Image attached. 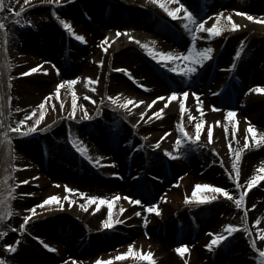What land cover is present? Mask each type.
<instances>
[{"label":"bare ground","instance_id":"1","mask_svg":"<svg viewBox=\"0 0 264 264\" xmlns=\"http://www.w3.org/2000/svg\"><path fill=\"white\" fill-rule=\"evenodd\" d=\"M210 1L212 0H206L209 2L206 8L209 12L225 11V18L228 12H231L233 20L245 27L236 31H232L228 27L222 35L211 40H197L198 48L203 49L211 46L215 49L214 59L207 62L202 73L191 82L165 68L168 75L162 74L158 68L153 67L157 63L146 54L141 45L128 39V35H132L142 42L155 41V47L162 51H186L189 47L188 45L186 49H182L184 40L190 38L182 26V21L168 17L167 13L152 4L151 0H74L67 5L58 6L61 18L67 19L78 34L85 36L88 41L86 44L72 37L56 19L53 8L57 6L40 4L39 0H30L33 7L25 6V13L30 12L32 18L36 17L34 18L35 27L34 25L29 26L34 35H31L26 27L21 28V25H15L11 20L6 21L11 26L13 76L16 78L14 87L16 103H13V108L18 106L23 111H14L11 120H5V123H12L14 119L18 118L23 119L25 114L31 112L33 107L38 106L45 96L54 92L56 85L65 79L64 72L68 69L70 59L74 60L77 54H82L81 52L84 50H89L88 53L92 58L91 56L86 57L81 63H75L71 69L74 71V77L82 78L75 85L80 97L78 104L83 103L93 116L92 120H71L67 117L66 112L59 108V100H55L57 108L54 110L50 103L47 104L45 120L39 125V127H45L56 121L51 129L30 137H19L14 133H9L16 141V164L27 165V167L17 169V181L29 180L30 177L36 179L29 180L27 184L22 183L17 188V193H34V195H17L15 213L8 223L19 229V225L23 223V216L28 214L26 209L34 204H40L44 198L50 195L57 193L61 196L65 195L63 188L65 184L93 195L109 196L115 193L122 195L129 193V195L143 200L148 192L146 185H150L153 196H157L161 203L160 207L162 215H164L158 219L149 217V224L145 229L143 216L133 215L134 211H139V205H131L128 201L121 200L113 211L118 213L122 204L127 211L119 218L124 219L125 223L117 225L113 230H103L101 221L106 217L107 207L102 206L99 211L93 213L95 205H92L85 212L79 207V203L84 202L83 198H77L78 202L72 207H68V203L65 202L64 210H58L55 204L45 206L44 209L37 208L39 215L33 217L29 222L27 231L21 234L19 231L8 229V236L3 238L0 257L6 259L8 264H52L53 259L44 258V256L43 258L38 257L41 253L49 251L35 238L36 236L41 237L46 243L57 249L56 252L51 251L50 255L56 256L55 259L60 260L61 263L67 260L68 264H73V259L77 262L83 261V264H95L94 260L97 259L108 261L118 253L126 251L127 245L133 241L138 249L142 248L145 252L152 251L156 264H198L195 258L199 255L202 260H208V263L210 261L211 264H220L221 260L231 259L233 261L234 257V264H253L252 259L250 261L242 257L244 244H237L236 241L230 244L229 248L234 249L227 258L226 254L221 256L216 252L217 249L209 250L205 247L212 239L209 233L215 232L216 214L224 215L230 211V205H235L234 201L221 195L219 199L206 205L194 207L185 203V196L191 195L196 183H210L238 193L239 190L236 189L234 181L227 174L228 171H232L235 175V170L232 169L233 157L228 147V141L232 135L231 132L226 135L222 126L223 123H227L224 119L226 111H214L212 106H230L227 98L230 96L234 99L240 98L242 89L248 85L247 82L252 87L264 85V48L260 46L255 50L251 49V47H256L255 44L264 43V24L239 16L237 14L239 10L228 7L227 0ZM250 1L252 3L255 0ZM197 2V0H191L190 8L195 11L202 10V8H198L200 6ZM22 4L23 0H20V3L15 5L16 10H19ZM171 6L177 7L176 4ZM147 8H153L160 15L153 18L151 14L144 12ZM45 9H49L50 21L42 19L38 24V20L41 18H37V13L45 12ZM122 9L127 12L125 14L118 12ZM7 14L11 15V11ZM251 14L264 16V11ZM180 15L183 16V12ZM208 16H212V19L207 22L206 26L211 27L216 22V17L215 15ZM124 23L130 29L128 35L122 34L119 38H115L116 30L124 27ZM226 23V19H222V24ZM103 26L111 27L114 30L113 35L110 32H102L100 29ZM146 29L153 31L148 32L149 34L142 33ZM240 33H243L242 36L239 35ZM201 35L208 36L209 34L205 32ZM61 36L62 38H59ZM105 36L113 38L107 54L98 46ZM241 42H243L244 52L239 60H235V53L240 49ZM100 59L105 60L103 67L97 63ZM233 62L237 64L235 70L230 67ZM53 64L61 70L59 74H57L56 68L52 67ZM0 65H2L1 47ZM36 65H42L43 68L48 69L47 73L20 75V73H27L30 68ZM117 68L129 69L136 80L147 85V88H140L126 73L115 71ZM69 70L70 68L67 71ZM217 72H220V79L211 83L212 90L207 89L208 96L203 99L206 109L204 114L206 127L202 129V138L199 142L202 147L189 151L186 157L169 159L165 156L163 149L175 151V140L180 135L177 130V122L180 120L179 104L177 101H173L165 109V114L160 119L153 116L151 120H148V116L157 107H164V102L157 101L153 109H146V104L157 96H167L172 89L183 91L186 87H192L193 91L199 92V88L203 89L212 74L214 78ZM69 73L72 71H69L68 75ZM89 76L94 79L100 78V83L96 85V92H91L87 86L86 78ZM120 78L125 81H121ZM0 81L3 82L4 91L8 92L5 79L2 78ZM222 88H226V91L220 94L223 95L222 97L213 95L214 92H218ZM85 94L93 96L97 103L93 104L85 99ZM106 94L113 96L121 94L122 98L132 97L135 100L145 101V104H139L137 107L130 105L132 112L128 114L126 110L119 107H108L110 102H107ZM102 96L106 100L105 105L99 104ZM61 98L66 101L65 108L70 111L71 90L67 87L61 89ZM186 104L191 108L193 116H200L195 97L191 96V92ZM98 107L103 109L100 116L95 115V110ZM82 111V109H78V116L82 115ZM141 112H146L143 120L140 117ZM243 112L253 124L260 123L264 118V93L247 94L243 101ZM38 115L39 111L36 113V116ZM124 115H128L127 120L123 119ZM237 116L240 118L237 117L238 127L244 130L243 135L240 132L236 133L242 148L248 125H245L242 116L239 114ZM58 117H63V119H58ZM107 118H116L117 121L103 122ZM217 120L222 121V124L214 127L213 141L209 143L207 141V126L213 125ZM32 122V119L28 121V123ZM137 122H139L138 127L134 128L133 124H137ZM196 122V120L190 122L188 113L184 114V124L193 135H195ZM3 131L4 129L1 128L0 132ZM258 131L263 132L262 130ZM165 132H169V136L161 142L160 149H154L152 145L164 136ZM62 133L66 138H62ZM70 135L72 138L82 139L94 158L103 156L105 158L101 161L103 167L97 168L86 158L81 157L72 146ZM144 136H148L147 141L143 139ZM42 139H49L53 143L47 148L48 157L44 158L39 154L36 158L38 153L35 143L36 140L41 141ZM252 143L254 144L255 140H252ZM139 144H144L145 147L134 151L135 146ZM233 144L237 145L236 142ZM208 146L212 150L215 149L220 155L217 156L216 152H211L215 156L211 154ZM70 148H73V151ZM260 151V148L245 150L244 154L248 153L250 157L241 161V177L243 173L251 176L257 172L256 168H259L264 162ZM2 154L3 146H0V179H2L4 170ZM221 158L224 160L223 165L220 163ZM111 160L117 161L118 167L111 166ZM53 163H57L56 167L59 164L62 167L56 168L52 165ZM116 171L121 173L122 178L105 174ZM130 173L135 175V180L131 182L128 180ZM138 173L141 174L139 178L137 177ZM180 177L183 179L177 186V180ZM56 182L60 187L56 186ZM260 187L257 185L256 189H251L247 198L249 212L245 223L252 230L251 235L246 232L250 243L252 239H256L252 232H258L254 221L260 218V215L264 216V191L263 195H259L258 192L262 191L259 189ZM201 194L211 195V192L202 190ZM161 196H165L167 199L161 200ZM252 204H257V208L252 209ZM211 207L215 214L210 217L201 215L200 211ZM241 210L244 217V209L241 208ZM187 213L196 219L197 240L194 250L188 252L189 257L181 256L178 253L176 257H173L170 251L173 240H169L172 227H176L174 241L183 240L186 232L188 233L187 239H190L188 241L191 242L192 239L190 234L193 228L189 218L186 217ZM129 216L132 217L131 220L126 219ZM173 218H176V222L173 221L165 227L166 231L162 238L161 230L165 220ZM62 222L66 224H62ZM73 223L82 226L86 235L83 236L85 233L83 234L81 229L74 227ZM263 225L261 223L259 227ZM170 226L171 229H169ZM82 236L84 238L78 241ZM18 238L21 243L17 252L9 253L3 245L15 243ZM85 244H88L90 248H84ZM112 264H147V262L133 261L132 258H129L126 261L112 260Z\"/></svg>","mask_w":264,"mask_h":264},{"label":"snow or ice","instance_id":"2","mask_svg":"<svg viewBox=\"0 0 264 264\" xmlns=\"http://www.w3.org/2000/svg\"><path fill=\"white\" fill-rule=\"evenodd\" d=\"M74 2V0H39L40 4H51L57 7L53 8V14L56 16V19L62 24L63 28L77 41L82 43H88L85 36L83 34H78L74 29L73 25L67 20L62 19L60 12L58 11V6L67 5L69 3ZM20 0H0V29L5 31L4 38V52L8 51V27L6 21L11 20L15 25H33V21L31 19L24 18V14L26 12V7H33L34 5L30 2V0H23V4L20 5L19 10H16L15 5L19 4ZM151 3L157 5L161 8L165 13H167L168 17H171L173 20H181L182 26L184 30L190 35L191 43L186 51H162L158 50L155 47V41L151 43L142 42L136 37L132 35H128L129 30H125L123 33L121 30H116V37L119 38L122 34L128 35V39L130 41H135V43L140 44L141 47L145 50L146 54L153 59L158 65H161L163 68L168 69L170 72L179 75L182 78H187L189 82L196 78L207 65V62L212 61L214 59L213 53L215 49L211 46L200 49L197 47L198 39L211 40L215 37L222 35L223 31L230 27L232 31H236L245 25H241L233 20V16L231 12H228L225 18V11H220L214 13L216 17V22L211 25V27H207V22L212 19V16H207L206 19H200L198 13L195 10L191 9L189 5L182 2V0H151ZM172 4H178V7H172ZM147 6V5H145ZM11 9V15L7 14L6 10ZM183 12V16L180 13ZM239 16L247 17L248 20L258 22L260 24H264V16H256L248 12L239 11L237 12ZM222 19H226L227 23L222 24ZM208 33V36H202L201 33ZM112 39L109 36H105L99 43V47L103 50L105 54L109 52V48L111 47ZM244 52L243 42H241V47L235 53V60H239ZM95 59V58H94ZM97 63L103 67L105 64L104 59H100ZM14 67L12 62L5 56V60L2 65H0V76L4 74V70H7L8 73H11V69ZM52 67L56 68L57 74L60 73L59 67L55 64ZM231 69L235 70L237 68V64L233 62L231 64ZM48 69L43 68L42 65H36L29 69L27 73H20V75H29L36 74L38 72L47 73ZM115 71L126 73L129 78L133 79L140 88H147V85L139 83L138 80L133 76L131 71L127 68H117ZM12 79L13 77L9 75L8 77V90L10 92L12 88ZM80 76H76L72 79H62L55 87L54 92L49 93L44 99L39 103L38 106L33 107L31 112L25 114L23 119H18L15 121V126L11 122L5 123V120H11L13 117V112L23 111V109L18 106L13 108L12 100L13 97L9 94V92H5L3 88V82L0 81V128H3L4 131L0 132V146H7L8 148V157L6 159L15 160L17 157L13 154L14 149L13 145V136L9 133H14L19 137H30L34 134L43 133L47 130L51 129V127L56 123L53 121L52 124H48L45 127H39V125L45 120L46 115V105L51 104L52 109H56L57 105L55 100H59V108L64 110L67 114V117L71 120H92L93 116L90 114L89 109L78 101L80 97L77 94L75 85L81 80ZM87 86L90 88L91 92H96V85L100 83V78L96 77L95 79L91 76L86 78ZM67 87L71 90V109L68 111L65 108L66 101L61 98V89ZM226 88L220 89L218 92H214L213 95H220ZM191 92V96L195 97L197 106L200 111V116L195 117L192 115L191 108L187 106L186 102L188 101L189 95ZM264 93V85H256L253 88H249L245 95L249 93ZM202 93L193 91L190 88L180 91L177 89H172L170 94L167 96L160 95L153 99L150 103L146 104V109H153V106L157 104V101H163L164 107H157L148 116V120H151L152 117H156L160 119L165 114V109L169 107V105L173 101H177L180 109V120L177 122V130L180 135L177 136L175 140V151H170L169 149H163L165 156L169 159H179L182 157H186L189 151L198 150L202 145L199 143L202 138V129L206 127V121L204 119L205 114V106L204 101L201 99ZM108 107H119L121 109L126 110L128 114H131L132 107H137L139 104H145L143 100H135L132 97H123L121 94L107 95ZM85 99L91 101L93 104L97 103V100L91 96L85 94ZM100 105H105L106 100L102 96L99 100ZM78 109H82V115L78 116ZM214 111H221L216 105L212 106ZM37 111H39V115L36 116ZM103 109L98 107L95 110V115L100 116L102 114ZM226 116L224 119L227 123H223L220 120L214 122L213 125L207 126V141L211 143L213 141L214 136V127L216 125L223 126L224 132L227 135L231 132L232 138L228 141L229 151L232 154V169L235 170V175H233L232 171H228V176L231 180L234 181L237 192H232L226 187L216 186L210 183H196L192 190L190 196H185V203L192 205L194 207L200 205H206L213 201H216L222 195L226 197L230 201H234L235 206L238 209H244V218L247 220L249 209L247 207V198L249 195V191L256 187L257 185L264 187V162L261 163L255 174H252L244 183H241V161L243 159V155L245 150L250 148L259 149L264 147V132H259L257 126L249 121L246 133L244 136L243 147H233V140L236 141L237 145H239L240 140L238 139L236 133L240 132L242 135L244 134V130L238 127L239 121L237 120V111L234 109H226ZM188 113L190 122L191 120H196L195 123V135L191 134L185 124H184V114ZM146 112H141L140 117L141 120L144 119ZM32 119V123H28V121ZM58 119H63V117H58ZM124 120L128 119V115L123 116ZM247 119V118H245ZM137 124H133V127H138ZM169 136V132H165L164 136L160 137L159 140L155 142L152 147L154 149L161 148V142L165 137ZM143 139L145 141L148 140V136H144ZM252 140H255V143H252ZM70 142L74 149L81 155V157L86 158L93 166L97 168L103 167L101 161L105 158L100 156L98 158H94L93 155L90 154L87 145L84 143L82 139L79 137L72 138L70 135ZM145 147L144 144L136 145L135 150L143 149ZM216 152L215 149H213ZM216 155L219 156L220 153L216 152ZM215 163V161H213ZM220 163L223 165L224 160L221 158ZM111 166L118 167L117 161L111 160ZM9 166L12 168L13 172L16 171L19 167H27V165L19 166L9 162ZM13 172L7 173L3 179H0V188L3 191H0V225H4V223L9 220L15 213V210L12 207L11 201L16 198L17 195H34V193H17L16 189L20 186V184H27L29 180H34L36 178L30 177L29 180L17 181L15 184L9 183L12 179ZM106 175H111L115 177H121V173L111 172L105 173ZM140 173L137 174V177H140ZM186 175V174H185ZM159 179V177H157ZM183 177H180L177 180V186L179 181L182 180ZM56 186L60 187L59 183L56 182ZM65 195L61 196L60 194H53L46 198H44L40 204H34L32 207L26 209L27 215L23 216V223L19 225V229H16L14 225L8 224L7 227H0V240L4 237L8 236V229L13 231H19L23 234L27 231V227L29 222L32 221L33 217H38L37 208L44 209L45 206H49L55 204L58 210H64L65 202L68 203V207H72L78 202L77 198H83L82 203H79V207L83 209L85 212L88 211L92 205H95L93 209V213L99 211L102 206L107 207L106 217L101 221L103 230H113L117 225L124 224L125 220L120 219L119 216H122L127 209L121 204L118 209V213H114V205L121 200L128 201L131 205H139L143 209V213L141 211H134L133 215L136 217L143 216V225L145 229L149 224V216L144 215V213L156 215L162 214V208L158 203H145L142 198H136L132 195H122L120 193H115L111 196H100L89 194L88 192L82 191L79 188H75L69 186L68 184L63 185ZM202 190H210L211 195H202ZM167 197L161 196V200H166ZM252 209L257 208V204L251 205ZM126 219L131 220L132 217L129 216ZM262 223L261 218H257L254 221V224L258 227V235L261 240H264V227H259ZM241 228L244 229L249 235H251V229L248 227L247 223L243 225H237L228 223L224 226L223 232H210L212 239L205 245V247L209 250H214L222 247L233 234L237 233ZM148 235L147 232H145ZM37 240L44 246V248L49 249L52 252H56L57 249L50 246L46 243L41 237L36 236ZM21 240L18 238L15 240V243H5L3 247L9 253H16L18 250V246L20 245ZM251 247L256 250L259 254L260 264H264V248H260L257 245L256 239L251 240ZM175 251L181 255L185 256L186 253L190 251V246L187 244L181 243L176 247ZM129 258H132L133 261L147 262V264H156L154 259V254L152 251L145 252L142 248H137L135 242H131L127 245V250L118 253L116 256L111 257L108 261H104L102 259H97L95 264H112V260L116 261H126ZM0 264H8V261L3 257H0ZM62 264H68V261L65 260ZM73 264H83V261L77 262L73 259Z\"/></svg>","mask_w":264,"mask_h":264},{"label":"rangeland","instance_id":"3","mask_svg":"<svg viewBox=\"0 0 264 264\" xmlns=\"http://www.w3.org/2000/svg\"><path fill=\"white\" fill-rule=\"evenodd\" d=\"M205 1V0H204ZM182 2L183 3H187L188 5H191V1H187V0H185V2H184V0H182ZM210 2H212V1H210ZM201 3H203V0L201 1ZM207 3H209V2H206V4ZM227 5H228V7H233V9L234 8H236L237 10H239V11H249V12H251V13H258V12H261V11H264V0H255L254 2H252L251 3V1L250 0H227ZM176 6L178 7L179 5L178 4H176ZM80 9V8H79ZM49 10V9H48ZM48 10H46L45 9V12H39V13H37V18H41V19H39L38 20V24H39V22L40 21H42V19H44V21H50V18H49V11ZM11 11V9H7L6 10V12L8 13V12H10ZM80 12V11H79ZM118 12H122L123 14H125L127 11H125V10H119ZM144 12H146V13H149V14H151L152 15V17L154 18V16L155 17H157V15H160V14H158L153 8H151V9H148L147 8V10L146 11H144ZM196 13H198V15H199V18L200 19H206L207 18V16L208 15H213V13L212 12H209L207 9L206 10H198V11H195ZM24 18H26V19H31L32 21H33V25H34V27H35V22H34V18H36V17H33L32 18V15H31V13L30 12H27V13H25L24 14ZM29 26H32V25H25V26H22L21 28H23V27H26L27 29V31L28 32H30V34L31 35H34V32L33 31H31L32 29H31V27H29ZM7 27H8V39H9V43H8V51H7V53H5L4 52V38H5V31L4 30H2V29H0V47H1V49H2V64H3V62H4V60H5V56H7L8 57V59L12 62V64H13V59H12V55H13V48H12V41H11V34H12V32H11V26L9 25V22L7 23ZM38 28H39V26H38ZM25 29V28H24ZM100 30H102V31H106L107 33H113V29L111 28V27H105L104 29H103V27H101V29ZM122 32L123 31H125V30H130L129 28H127V26H126V23H124V27H121V29H120ZM153 30H150V29H146V30H144L142 33H144V34H149L148 32H152ZM243 34V33H242ZM242 34L240 33L239 35H241L242 36ZM59 35H60V33H59ZM63 37H64V33H63ZM59 38H62V36L61 37H59ZM180 39V38H179ZM187 39V40H186ZM185 40H184V44L182 45V49L183 48H185L186 49V46H188V45H190V43H191V41H190V38H186ZM182 41V40H181ZM169 42V41H168ZM256 45V47H251V49L252 48H254V49H252V50H255V49H257V48H259L260 46L262 47V48H264V43H262V44H255ZM177 47H178V44L176 45ZM46 47H47V45H46ZM237 48V47H236ZM89 50L88 51H82L81 53L82 54H77V56L75 57V59L74 60H70V62H68V69L70 68V70L69 71H72V73H69V75H68V72L69 71H65L64 72V74L66 75L65 76V79H72L73 77H74V71L71 69L72 67H73V65L75 66V63H81V61H84V59H86V57H88V56H91L89 53ZM88 53V54H87ZM80 55H84V56H81L80 57ZM80 57V58H79ZM51 59L53 58V57H50ZM91 58H92V56H91ZM49 59V58H48ZM50 60V59H49ZM151 65V64H150ZM221 65V64H220ZM151 66H153V65H151ZM158 66V67H157ZM153 67H155L156 69L158 68V70H160V72L162 73V74H167V71L165 70V69H163L161 66L159 67V65L158 64H156V66L154 65ZM220 68V67H219ZM220 71H222V69L220 68ZM13 74H14V69H13V67H12V69H11V73H8L7 72V70H4V74L2 75V76H0V79H2L3 77H5L6 78V80H7V84H8V77H9V75H11L12 77H13V79H12V88H11V90H10V92H9V90H8V92H9V94L13 97V100H12V104L13 103H16V101H14L15 100V94H14V87H15V76H13ZM217 75H215L214 76V78L212 77L211 79H210V81L209 82H206V84H205V90L206 89H208V90H210L211 89V83L212 82H216L217 80H219L220 78L218 77L219 76V74H220V72H217L216 73ZM121 79V78H120ZM131 80V79H130ZM121 81H125V80H123V79H121ZM134 81V80H133ZM248 83V82H247ZM249 87H251V84H249V85H246L243 89H242V91H241V95H240V98H236V99H234L233 97H228L227 99H229L228 101L230 102V106H225V105H223V106H217L218 108H220L221 109V111L222 110H226V109H229V108H231V109H234V110H238L237 111V114H239L240 116H242V118H243V120H244V123H245V125H248V123H249V121H250V119L247 117V115H245L244 114V112H243V101H244V99H245V93L247 92V90L249 89ZM193 89L192 87H186L184 90H186V89ZM133 89H134V87H133ZM200 93H202V96H201V99L203 100V99H206V97H207V93H206V91H204V90H201L200 91ZM195 102H196V99H195ZM238 117V116H237ZM245 118H247V119H245ZM18 119H22V118H18ZM18 119H14L13 120V122H12V124H13V126H15V121L16 120H18ZM238 119H240L239 117H238ZM106 121H110V122H115V121H117V119L116 118H107V119H105L103 122H106ZM256 126H257V129L258 130H262L263 132H264V118L262 119V121L260 122V123H256L255 124ZM1 129V128H0ZM86 135V134H85ZM61 136H62V138L64 139V138H66V136L62 133L61 134ZM55 137H57V136H55ZM54 137V138H55ZM56 140V139H55ZM37 142L35 143V148H36V150H37V153L38 154H36V158H38V155H39V153H40V155H41V153L43 152V149L46 147H48L51 143H53V141H51V140H49V139H42L41 141L40 140H36ZM234 143L236 142L235 140L233 141ZM233 146H234V148H236V147H241V145H236V144H233ZM12 147H13V149H14V155L16 156V152H15V149H16V141L13 139V145H12ZM209 147V146H208ZM211 150V151H210ZM260 154H261V156H263V158H264V147H261L260 148ZM209 151H210V153L211 152H213V150L209 147ZM211 154H213V153H211ZM3 168H4V170H3V176H2V179H3V177L7 174V173H9V172H13V170H12V168L9 166V162L10 163H12V164H15V165H17L16 164V159L15 160H11V161H9V159H6V157H8V148H7V146L5 145V146H3ZM214 155V154H213ZM250 154H248V153H246V154H244L243 155V159H249V156ZM215 156V155H214ZM242 159V160H243ZM263 161H264V159H263ZM57 163H53L52 165L54 166V167H56L55 165H56ZM59 166V167H58ZM56 168H61V164H59ZM256 169H258V168H256ZM131 177L132 176H129L128 177V180L130 181L131 180ZM250 177V175H245V173H243V176L241 177V183H243V181H246L248 178ZM174 181V180H173ZM17 182V170L16 171H14L13 172V175H12V179L9 181V183H12V184H15ZM262 184H264V182H261ZM255 189H256V187H254ZM259 189H261L262 191H261V193L260 192H258V194L259 195H263L262 193H263V191H264V187H260ZM0 191H3V189L2 188H0ZM16 192H17V189H16ZM125 195H129V193H126ZM109 196H111V195H109ZM16 198H17V196H16ZM13 199L12 201H11V204H12V207H13V209H14V207H15V204H16V202H17V199ZM145 203H153V202H155V203H158L159 204V206H160V201H159V199L157 198V196H153V194L152 193H150L149 191L147 192V194L145 195ZM118 205H119V201L114 205V207L116 208V207H118ZM213 207V206H212ZM211 207V208H212ZM207 209V210H203V211H200L201 212V215H205V216H208V217H210L211 215H213V214H215V211H213L214 209L212 208V209ZM250 210H251V208H250ZM139 211H141L142 213H143V209L141 208V206H139ZM145 215H148L149 217H155L156 219H158V218H160V216L162 215H156L155 213H152V214H147V213H145ZM162 216H164V215H162ZM261 217V220H262V223L264 224V216L263 215H260ZM13 217V216H12ZM12 217L9 219V220H7L5 223H4V225H0V227H5L6 225H8L9 223V221L12 219ZM186 217H188L189 218V220H190V222H191V226H192V228H193V230H192V232H191V234H190V236H191V242H189L188 240H190V239H187L188 238V233L186 232L185 233V235H184V239L183 240H177V241H174V238H173V236H174V234H175V230H176V227H172V229H171V226H170V228L169 229H171V233H170V238H169V240L170 241H172L171 242V252H172V254H173V257H176L177 255V252L175 251V249H176V247L177 246H179L181 243H183V244H187V245H189L190 246V250H194V246H195V243H196V230H195V228H196V219H195V217H193V215H190V214H188L187 213V215H186ZM216 223H215V226H216V229H215V232H223L224 231V226L226 225V224H228V223H232V224H237V225H243V224H245V218L243 217V212H242V210L241 209H238L235 205H230V211H228L227 213H225L224 215H218V214H216ZM143 220V219H142ZM176 220V218H173V219H171V220H165V223H164V225H163V227H162V230H161V233H162V238H163V234L165 233V231H166V229H165V227L166 226H169V224L170 223H172L173 221H175ZM176 222V221H175ZM62 224H66L65 222H62ZM73 225H74V227H77L78 229H81V231H82V233L84 234L83 236H85L86 235V231L84 230V228L82 227V226H80L79 224H77V223H73ZM262 227H264V225L262 226ZM161 228V227H160ZM78 229H75V230H78ZM253 234H254V236H255V238H256V241L258 242V247H260V248H264V240H261L260 238H259V235H258V232H256V231H253L252 232ZM80 237L79 238V240L78 241H80L82 238H84V237ZM161 239V238H160ZM234 241H236L237 242V244L239 243L240 245H243L244 246V249H243V251H242V253H243V258L244 259H246V260H250L251 261V259L253 260V264H260V258H259V254L257 253V252H255V250L251 247V243H250V239H249V236L247 235V233L244 231V229L243 228H241V230H239L237 233H235V234H233L231 237H229V239H228V241L222 246V247H220V248H218L217 249V251L216 252H218L219 254H221V256H223L224 254H226V258H227V256L230 254V253H232L233 251V249L234 248H229L230 247V244L231 243H233ZM2 242H3V239L2 240H0V246H1V244H2ZM84 248H90L89 246H87V245H84L83 246ZM227 249H228V251H227ZM48 251L49 252H47V253H41L40 255H38V257H40V258H43V256H44V258H50V259H53L52 261H51V263L52 264H62L61 263V261L60 260H57V259H55L56 258V256H54V255H50V250L48 249ZM195 252V251H194ZM198 251H197V249H196V253H197ZM190 255V254H189ZM184 257H189L188 256V253H186L185 254V256ZM197 261H198V264H211L210 263V261H209V263H208V260H206V261H204V260H202V257H201V255H199L198 257H196L195 258ZM234 259H235V257L233 258V261L231 260V259H229V260H221L220 261V264H234L233 262H234ZM94 261H96V260H94Z\"/></svg>","mask_w":264,"mask_h":264}]
</instances>
